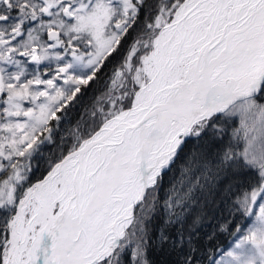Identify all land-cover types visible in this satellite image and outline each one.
Masks as SVG:
<instances>
[{
    "label": "snow or ice",
    "instance_id": "snow-or-ice-1",
    "mask_svg": "<svg viewBox=\"0 0 264 264\" xmlns=\"http://www.w3.org/2000/svg\"><path fill=\"white\" fill-rule=\"evenodd\" d=\"M153 247L264 264V0H0V264Z\"/></svg>",
    "mask_w": 264,
    "mask_h": 264
},
{
    "label": "trees",
    "instance_id": "trees-1",
    "mask_svg": "<svg viewBox=\"0 0 264 264\" xmlns=\"http://www.w3.org/2000/svg\"><path fill=\"white\" fill-rule=\"evenodd\" d=\"M87 102V101H86ZM235 127V125H233ZM229 135L231 134V128L228 130ZM230 240L221 239L220 245L221 248H224ZM149 259L152 261V264H171L172 257H170L166 251H161L155 247L149 249Z\"/></svg>",
    "mask_w": 264,
    "mask_h": 264
},
{
    "label": "rangeland",
    "instance_id": "rangeland-1",
    "mask_svg": "<svg viewBox=\"0 0 264 264\" xmlns=\"http://www.w3.org/2000/svg\"><path fill=\"white\" fill-rule=\"evenodd\" d=\"M238 126H239V122L237 120L236 123H235V127H238Z\"/></svg>",
    "mask_w": 264,
    "mask_h": 264
}]
</instances>
